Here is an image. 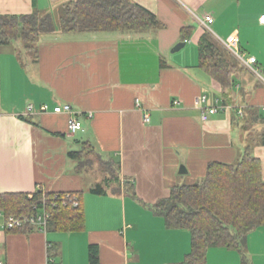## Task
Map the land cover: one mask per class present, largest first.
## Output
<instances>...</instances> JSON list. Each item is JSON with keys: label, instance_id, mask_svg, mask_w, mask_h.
Masks as SVG:
<instances>
[{"label": "crops", "instance_id": "0c3cea01", "mask_svg": "<svg viewBox=\"0 0 264 264\" xmlns=\"http://www.w3.org/2000/svg\"><path fill=\"white\" fill-rule=\"evenodd\" d=\"M67 1L0 0V16H43ZM132 1L163 27L44 36L35 58L18 43L0 46V193H77L85 211L79 232L0 230L2 264H90L91 245L99 247L100 264H180L191 252V233L168 229L152 207L173 187L200 182L209 163L237 164L247 149L260 159L264 178V82L250 81L245 72L253 73L230 55V84L214 79L199 66L206 31L193 23V16L213 17V33L238 36L241 53L255 57L264 75V0ZM188 26L194 31L184 49H194L176 55ZM203 96L206 106L220 100L230 109L203 121ZM44 104L72 105L83 129L70 135L66 114L28 111ZM86 143L91 156L119 164L120 183L92 159L78 170L70 153ZM90 176L111 180V191L92 193ZM88 203L101 209L91 212Z\"/></svg>", "mask_w": 264, "mask_h": 264}, {"label": "trees", "instance_id": "16d2710c", "mask_svg": "<svg viewBox=\"0 0 264 264\" xmlns=\"http://www.w3.org/2000/svg\"><path fill=\"white\" fill-rule=\"evenodd\" d=\"M162 27L153 12L132 0H69L60 8L57 25L51 15L42 16L37 12L24 16H0V46L21 41L24 51L35 58L38 43L44 36L145 32ZM193 31V26L182 29L184 43L190 41ZM226 51L211 33H204L199 43V66L222 85L230 84L231 80ZM90 152L94 153L93 147L86 143L84 151L70 153V158L78 162V170L91 165ZM101 162L111 166L113 171L107 172L110 179L120 183L119 164ZM92 193L105 195L107 191L99 185L92 189ZM64 194L38 190L30 198L27 194L0 193V211L6 217L32 215L46 204L51 214L48 231H82L85 211L81 196L72 193L80 199L78 207L59 205L53 208L49 203L57 195L61 197ZM152 209L164 218L168 229L191 233V252L180 264H207L211 248L236 250L242 255L241 264H250L245 254L249 234L264 227L262 163L251 149L246 150L237 164L211 162L200 182L173 187L170 196L156 203ZM89 262L100 264L97 245L89 247Z\"/></svg>", "mask_w": 264, "mask_h": 264}, {"label": "built area", "instance_id": "2783aa9c", "mask_svg": "<svg viewBox=\"0 0 264 264\" xmlns=\"http://www.w3.org/2000/svg\"><path fill=\"white\" fill-rule=\"evenodd\" d=\"M194 20L198 23V25L203 28L205 31L211 33L216 40L225 47L228 52H230L234 57L237 58V60L240 62V64L247 68L249 71H251L254 75H256L262 82H264V78L262 77V73L259 69L255 68V65L257 64V59L255 57H245L244 54L240 51V38L238 36H229L228 38H220L216 34L213 33L211 30V26L214 23V19L211 16H205L203 18L198 16H193ZM261 23H264V15L260 18ZM208 101L207 96H203L201 99L203 108L201 117L203 121H207L210 117L220 114L221 112H226L230 109L229 106L221 103L220 100H216L215 104L212 106H206ZM137 107L139 109L144 110V107L140 100L136 101ZM178 101H174V105H178ZM264 112V107H263ZM29 112H39V113H49L52 112L54 114L60 115V114H66L68 116V133L70 135H75L79 131L83 129V123H82V113L75 111V109L70 104H58L53 107V109L50 108L49 105L44 104L40 106L38 109H36L33 105L28 107ZM239 114L243 116V111H240ZM92 117L93 115H88ZM144 122L149 123L150 122V116L147 112L144 114ZM33 195H30V198H32ZM51 204V207L57 208L59 205H72L74 207H78L80 203V199L76 194L72 193H66L63 196L58 195L54 197V200L49 202ZM49 204V205H50ZM48 205L42 208L38 209V212L32 215H22V216H9L6 217L5 213L0 211V230L13 232L18 230H23L26 228H37L38 230L42 232H47L51 214L49 210L47 209ZM37 209V208H35ZM0 264L1 261H0ZM50 264V263H48Z\"/></svg>", "mask_w": 264, "mask_h": 264}, {"label": "rangeland", "instance_id": "374dc122", "mask_svg": "<svg viewBox=\"0 0 264 264\" xmlns=\"http://www.w3.org/2000/svg\"><path fill=\"white\" fill-rule=\"evenodd\" d=\"M49 15L52 16L55 24L57 25L59 23V18H60V8H51V10L48 13ZM45 15V14H44ZM199 17V15H197ZM194 26L197 28L199 27L198 23L193 19ZM218 42V41H217ZM21 48L24 50V46L21 41L17 42ZM219 43V42H218ZM220 47L226 51L227 49L223 47L219 43ZM187 49H194V47L190 44L188 45V48H183L182 51H179L175 53L176 55H179L183 53L184 51H189ZM232 58H234L237 62V58L234 57L228 50L226 51ZM29 55H31L30 52H28ZM32 56V55H31ZM245 75L247 78H250V81H261L256 75L254 74H249L248 72H245ZM262 77L264 78V75L262 74ZM252 129V128H251ZM252 133V132H251ZM77 136H80L79 134ZM253 139L257 140L258 142L261 141V138L259 136L253 135ZM91 159L96 163H99L101 165V169L103 172H112V168L110 165H107L97 159L96 156H91ZM109 174V173H108ZM181 179H186L187 175H183ZM114 180V179H113ZM91 182H95L93 177L90 176L86 177V184L90 186ZM180 183H186L185 181H180ZM102 186L104 190L110 192L111 191V186L109 187L108 182L105 179H101L99 182H95V185L92 186V188H96L97 186ZM120 188V185L118 186ZM115 191H119L115 189ZM130 198V197H129ZM132 199V198H131ZM88 207L90 208V211L92 212H97L101 209L100 205L88 203ZM128 211L132 209L131 204H128L127 206ZM245 254L247 256L248 261L250 264H264V227L258 228L250 232L249 237H248V244L247 247L245 248ZM242 262V255L236 251V250H228V249H223V248H211L208 252V259H207V264H241Z\"/></svg>", "mask_w": 264, "mask_h": 264}, {"label": "water", "instance_id": "95a60500", "mask_svg": "<svg viewBox=\"0 0 264 264\" xmlns=\"http://www.w3.org/2000/svg\"><path fill=\"white\" fill-rule=\"evenodd\" d=\"M185 45H186V43H184V42H181V43L177 44V45L174 47V49L172 50V53L179 52L182 48L185 47ZM180 172H181V173L186 172V170L184 169V167H181V171H180Z\"/></svg>", "mask_w": 264, "mask_h": 264}]
</instances>
